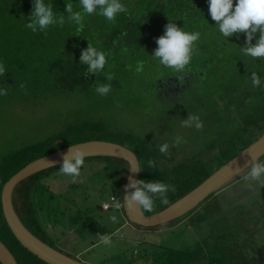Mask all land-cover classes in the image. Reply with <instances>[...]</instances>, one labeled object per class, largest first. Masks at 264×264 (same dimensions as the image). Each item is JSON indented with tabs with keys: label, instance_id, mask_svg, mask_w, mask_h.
<instances>
[{
	"label": "trees",
	"instance_id": "16d2710c",
	"mask_svg": "<svg viewBox=\"0 0 264 264\" xmlns=\"http://www.w3.org/2000/svg\"><path fill=\"white\" fill-rule=\"evenodd\" d=\"M12 2L0 7V20L9 22L8 25H11L12 21L14 25H16L17 20L21 22L22 13L18 11V15H15L16 6L12 5ZM46 2H52L53 8L59 9H65L66 3L72 2L73 9L80 10L78 0H46ZM123 2L128 12L119 15L115 23L98 15L86 16V27L82 32H77L74 25L67 24L64 27V34H56L57 44L55 47L51 50V46H48V50H41L38 54L33 51L35 50L33 39L27 44L22 38L24 35H29V31L24 32L26 33L24 35H18L14 33L16 27L10 31L7 28L9 35L5 38V42H8L9 54H0V63L9 72L0 79V83L6 90L9 88L10 91H16L17 94L22 89L30 91L41 89L38 92L47 94L52 92L58 96L82 95L88 100V103L92 101L90 104L95 105V103L98 104V101L91 95H98L95 91L97 85L110 84L111 91L107 95L114 97L117 89L121 86V79H124L127 73L133 72L137 68L138 61H143V66L157 63L148 55L153 54L157 47L156 39L163 35L169 20L175 21L179 27H185V30L199 31L201 38L196 44V55L193 56L189 68L179 74L169 69L160 68L162 73L159 78L161 81H166L165 79L175 81L176 78L177 81L189 83V86L202 85L198 81H203V79L207 81L211 78L212 75H207V73L215 65L220 67L217 70L223 76L222 81L224 83L222 85L225 86L224 91L228 105L237 99L235 96L241 98L240 102L244 101V94L249 93L250 98L246 102H249L247 105H254V110L251 112L255 115L246 116L245 121L238 123V127L242 126L243 132H240L239 135L235 134L234 139L216 151L213 150L214 148L210 149L213 155H209L206 164L202 166L200 163L190 160L189 165L184 163L181 171H179L180 167H172L176 165L175 162H169L170 164L167 166L163 165L160 160L159 149L148 150L142 141L131 134V131L126 132L124 138L119 140H108L125 145L137 154L141 169L139 181L164 182L172 187L173 190L167 194L168 204H163L157 199L153 209L145 211L149 214L165 208L180 198L264 133V87H253L250 79L253 72L264 78V61L253 60L242 55L239 47L245 46L243 34L240 35L239 39L236 37L229 38L230 44L224 42L214 28L215 21L211 20L208 14L207 0H123ZM200 11L204 13V18L208 23ZM49 41L51 39L46 42L49 43ZM89 43L96 45L101 51L108 54V65L105 71L113 76L111 81L106 79L105 73L86 74V66L80 64L79 57L82 51L87 49ZM125 50L127 53L124 52ZM44 52H47L48 55H45ZM171 85L169 83L167 86ZM150 88L154 90L152 94L156 97V91L159 88L157 82L154 84V88L151 85ZM7 94L8 92L4 96H8ZM98 96L99 100L104 97ZM242 117L244 116H240V118ZM98 120L100 123H97L96 119L92 120L87 117L63 122L61 128L46 139L23 145L11 155L0 159V240L10 249L20 248L26 252L30 258L26 264L46 263L18 243L19 241L7 225L1 204L3 183L36 158L75 143L88 141L89 139L78 138L77 141L70 142L67 139L82 129L98 127L100 124L106 125V121H103L101 117ZM129 141L135 142L136 147H132L133 144H130ZM45 146L47 148L41 150ZM27 155H30L29 158H26ZM96 157L106 159L107 161L103 162L113 169L112 182L115 190L113 195L122 200L128 169L127 162L114 157ZM263 157L259 161H264L262 160ZM150 160L155 162L154 167H149L148 161ZM110 162H113L114 165H110ZM57 167L60 165L27 177L18 183L13 192V203L17 213L24 225L35 235H39L38 231H41L43 227L38 221L33 200L35 196L38 200L43 194L36 195L34 193L38 189L39 183L42 182L41 176L47 174L48 170ZM110 167L106 165V168ZM185 168L186 171L182 172ZM247 171L248 169L246 173ZM244 174H240L232 181L243 177ZM222 188L211 193L196 208L180 217L182 219L193 214L192 212L199 207L193 214V218L196 216L197 221L202 222V224L194 223L195 227L198 228L199 225H202V228L198 229L200 232L207 230L210 226L209 236L201 237L204 240L203 244L198 242L200 247L196 249L191 247L162 248L157 244L154 245L153 242L149 244L139 243L143 247H133L124 264H264V199H260L259 205L256 207L246 210L238 198L232 201L227 198L228 192H223L226 188L223 190ZM231 190L233 189L231 188ZM260 193L264 198V190ZM213 196L218 201V205L209 211L207 210L208 204H210ZM206 204L207 206H205ZM221 205L225 208H222ZM210 216L213 219L205 221ZM86 220L88 219H85V223ZM174 222H178V220L165 225L174 224Z\"/></svg>",
	"mask_w": 264,
	"mask_h": 264
},
{
	"label": "rangeland",
	"instance_id": "374dc122",
	"mask_svg": "<svg viewBox=\"0 0 264 264\" xmlns=\"http://www.w3.org/2000/svg\"><path fill=\"white\" fill-rule=\"evenodd\" d=\"M11 2L12 0H0V7ZM12 5L16 6L15 15H18V11L22 13L21 22L17 20L14 25L12 21V24L8 25L9 22L0 20L1 55L9 54L5 38L14 27H16L14 33L18 35L30 32L22 38L27 44L33 39L35 42L33 51L38 54L41 50H48V46H51L52 50L57 44L56 34H64V27L71 24L66 19L63 26H50L46 31L33 33L26 27L30 14H25L32 10L31 0H16ZM64 11L65 9L54 8L57 15L64 14ZM49 39L51 41L47 43ZM44 53L48 55L47 52ZM195 55L196 50L193 56ZM160 68L156 63L143 66L139 72L135 69L127 73V76L121 79L120 88L116 93L114 91L116 96L107 95L99 100V96L92 93V98L95 97L98 101L95 105L90 104L91 100L88 103L82 95L58 96L52 92L48 94L38 92L41 89L33 91L22 89L17 94L16 91L7 88L8 96L0 95V159L11 155L23 145L46 139L59 130L63 122L89 117L92 120L96 119L98 123V118L101 117L106 121V125L82 129L73 133L67 140L70 142H75L78 138L119 140L124 138L126 132L131 131V134L151 151L159 149L165 142L169 143L167 153L162 154L159 151L160 160L165 166L170 164L169 162H175L176 165L172 167H180L181 171L184 163L189 165L190 160L203 166L209 155H213L210 149L214 148L216 151L234 139L235 134L243 132L242 126L238 127V123L245 121L246 116L255 115L251 112L254 105H247L249 102H246L250 94L245 93L242 102L240 97L235 96L237 99L228 105L225 86L222 85L223 76L217 70L220 67L215 65L207 73L212 75L211 78L207 81L205 79L198 81L202 85L189 86V83L184 82L183 86L177 88L167 86L170 79L161 81ZM156 82L160 89L157 88L155 97L150 85L154 88ZM0 87L4 88L1 83ZM189 114L200 117L203 125L200 130L182 126L181 122L187 119ZM176 136L182 137L184 142L173 146ZM129 143L136 147L135 142ZM45 148L47 147L41 150ZM103 161L107 160L97 157L85 158V166L75 182H72L70 177L62 175L59 167L48 170L47 174L41 176L42 182L34 194L43 196L38 200L35 196L33 201L38 221L43 227L41 231L49 242L60 245L62 249L64 247L71 255L83 252L81 257L87 259L89 264H124L132 248H142L141 244L145 243L153 242L162 248L193 249L200 247L198 242L203 244L204 240L201 237L209 236L210 226L200 232L198 229L200 230L202 225L195 227V224H202L197 221L196 216L193 218L199 207L192 212L193 214L177 219L178 222L174 224L150 228L132 224L124 217L122 210L114 207L104 209L103 202L109 201L115 190L112 182L114 171ZM106 165L110 168H106ZM110 165L114 163L110 162ZM184 171L186 168L182 172ZM243 174L245 176L246 171ZM244 176L232 181L222 190L226 188L223 192H228L227 198L231 201L238 198L244 209L248 210L259 205L260 199H264L260 193L264 190V184L249 183L244 180ZM209 203L207 209L209 211L218 205L214 196ZM224 206L221 205L222 208H225ZM113 216L116 217L115 221L111 219ZM210 217L205 221L213 219ZM85 219H88L86 223ZM105 236L110 238V244L106 245L103 242ZM100 241L101 243L89 248L94 242ZM14 250L21 256L29 257L20 248Z\"/></svg>",
	"mask_w": 264,
	"mask_h": 264
},
{
	"label": "clouds",
	"instance_id": "9594fccd",
	"mask_svg": "<svg viewBox=\"0 0 264 264\" xmlns=\"http://www.w3.org/2000/svg\"><path fill=\"white\" fill-rule=\"evenodd\" d=\"M31 3L32 10L28 16L26 27L33 33L46 31L50 26H63L66 19L68 23L76 27L77 32H82L86 27V16L98 15L115 23L119 15L128 12L123 0H78L80 10H74L73 3L67 2L64 14L61 15H57L54 12L53 4L46 0H31ZM207 4L208 14L211 20L215 21L214 28L224 42L230 44L229 38L239 39L243 34L245 46L239 47L242 55L253 60L264 61V0H207ZM200 38L199 31L185 30V27H179L175 21L169 20L163 35L156 39V49L152 55L148 56L156 61L162 69H169L176 74L183 73L191 65L194 50ZM124 52L127 53L126 50ZM79 61L81 65L86 66V74L105 73L108 81L113 79V76L105 71L108 65V54L101 51L96 45L89 43L87 49L82 51ZM142 68L143 61H138L136 71L139 72ZM8 72L5 66L0 63V79L4 78ZM250 79L253 87H264V78H261L257 73L253 72ZM95 91L100 96H106L111 91V85L108 83L97 85ZM4 94H6V89L0 87V95ZM181 123L183 127H194L197 130L203 127L200 117L193 114H189L188 118ZM183 142L182 137L176 136L173 146H178ZM169 147L167 142L161 144L160 153H167ZM85 157L86 153L80 144L71 145L70 153L63 159L59 172L75 182L85 166ZM148 165L154 167L155 162L150 160ZM136 170H141L139 165ZM244 180L249 183L264 184V161L254 158L248 166ZM127 187L134 188L135 191L131 193L130 198H125L126 206L144 211H151L157 199L163 204H168L167 194L173 190L170 185L164 182L134 181ZM120 201L122 202L121 199ZM111 219L115 221L116 217L113 216ZM103 242L107 245L111 243V240L105 236Z\"/></svg>",
	"mask_w": 264,
	"mask_h": 264
},
{
	"label": "water",
	"instance_id": "95a60500",
	"mask_svg": "<svg viewBox=\"0 0 264 264\" xmlns=\"http://www.w3.org/2000/svg\"><path fill=\"white\" fill-rule=\"evenodd\" d=\"M75 144L86 153V157L107 156L114 157L126 161L128 164L127 175L124 184L122 205L124 217L139 227L149 228L172 222L201 204L211 193H214L230 183L234 178L238 177L248 169L252 160H260L264 156V133L258 136L249 145L243 148L230 160L222 164L214 170L204 181L200 182L196 187L182 195L180 198L166 206L165 208L154 213H145L139 208H129L126 206V199L134 188L127 187L130 183L140 180V171L136 168L139 165L137 154L117 142L108 140H88ZM73 145V144H72ZM71 145L60 148L45 156L36 158L27 163L18 172L13 174L5 183L1 191L2 211L12 234L33 255L45 261L48 264H86L71 256H68L34 235L22 222L13 203V192L15 187L27 177L46 170L48 168L61 165L66 155L70 153ZM0 263L1 264H17L12 253L0 241Z\"/></svg>",
	"mask_w": 264,
	"mask_h": 264
},
{
	"label": "flooded vegetation",
	"instance_id": "af4514ba",
	"mask_svg": "<svg viewBox=\"0 0 264 264\" xmlns=\"http://www.w3.org/2000/svg\"><path fill=\"white\" fill-rule=\"evenodd\" d=\"M175 81H170V80H168V82H170L172 85L170 86V87H175V88H177V86H183L184 84V82H180V81H177L176 80V78L174 79ZM167 87V86H166ZM165 89V88H164ZM166 91V90H165ZM166 93V92H165ZM20 217V216H19ZM21 218V217H20ZM23 222V221H22ZM76 231L77 230H75V233H76ZM38 234L39 235H37L36 234V236L38 237V238H40L42 241H44V243H47L48 245H50L51 247H53V248H55L56 250H58V251H60V252H62V253H64V254H66V255H68V256H71V257H73V258H75V259H77V260H79V261H81V262H83V263H86V264H89L88 262H87V259H85V258H82L81 256H82V253L83 252H77L75 255H71L70 254V252L69 251H67L64 247H63V249L61 248V247H59L58 245H54V244H52L51 242H49L50 240L48 239V238H45L44 237V235H43V232L42 231H38ZM35 235V234H34ZM1 241V240H0ZM1 243H2V241H1ZM98 243H101V241L100 242H94L89 248H92L93 246H96ZM4 244V243H3ZM6 247H7V245L6 244H4ZM8 249H9V251L12 253V255H13V257H14V259H15V261L17 262V264H26V262H27V260H29L30 258L29 257H26V256H21V255H19L14 249H10L9 247H7ZM89 248H87V249H89ZM26 253V252H25ZM27 254V253H26ZM38 258V257H37ZM39 259V258H38ZM41 260V259H40ZM43 261V260H42ZM43 262H45V261H43ZM46 263V262H45ZM1 264V263H0ZM38 264H40V263H38ZM46 264H48V263H46Z\"/></svg>",
	"mask_w": 264,
	"mask_h": 264
},
{
	"label": "built area",
	"instance_id": "2783aa9c",
	"mask_svg": "<svg viewBox=\"0 0 264 264\" xmlns=\"http://www.w3.org/2000/svg\"><path fill=\"white\" fill-rule=\"evenodd\" d=\"M102 207H103L104 209H109L110 207H114V208L120 210V209L122 208V202H121L120 199L117 198L116 196H111V197L109 198V201L104 202V203L102 204Z\"/></svg>",
	"mask_w": 264,
	"mask_h": 264
}]
</instances>
